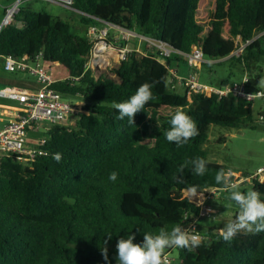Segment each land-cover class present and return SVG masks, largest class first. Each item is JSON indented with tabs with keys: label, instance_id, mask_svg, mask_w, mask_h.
Masks as SVG:
<instances>
[{
	"label": "trees",
	"instance_id": "1",
	"mask_svg": "<svg viewBox=\"0 0 264 264\" xmlns=\"http://www.w3.org/2000/svg\"><path fill=\"white\" fill-rule=\"evenodd\" d=\"M71 9L80 16L81 32L68 21L21 4L12 22L0 29L4 61L11 56L34 63L41 54L44 69L55 64L66 70L63 79L51 78V88L83 103L74 126L41 128L45 155L31 161L11 152L0 156V264H116L120 238L131 233L133 242L141 243L145 233L187 226L190 216L197 217L202 242L192 251L171 248L176 257L170 264H264V232H240L225 242L216 229L205 232L198 224L200 208L184 195L191 187L205 196L228 192L215 175L230 169L209 161L204 145L211 126L254 129V102L193 93L184 86L179 92L166 67L174 58L185 63L180 53L194 47L207 60L222 59L237 41L264 32V0H72ZM98 23L153 39L173 54L165 59L152 46L144 54L130 49L117 67L96 73L87 67L93 46L88 31H100ZM262 38L238 58L201 66L230 61L258 89ZM126 44L122 40L119 46ZM146 82L153 84L152 99L135 115V125L127 117L117 119L112 103L127 100ZM178 109L199 130L179 147L164 135ZM261 113L257 110L256 117L264 122ZM57 152L62 154L59 163L53 159ZM196 157L208 161L205 175L194 174L191 164L180 171ZM113 171L118 173L115 182L108 179ZM232 173V182H250L264 200V181L247 172Z\"/></svg>",
	"mask_w": 264,
	"mask_h": 264
},
{
	"label": "rangeland",
	"instance_id": "2",
	"mask_svg": "<svg viewBox=\"0 0 264 264\" xmlns=\"http://www.w3.org/2000/svg\"><path fill=\"white\" fill-rule=\"evenodd\" d=\"M12 0H0V6L9 3ZM12 4L6 9V14L9 9L14 8L15 12L11 16V20L7 24L12 22L13 16L17 13L16 3L23 6H30L34 11H44L54 17H59L64 21H68L70 24L75 26L77 32H81L84 26H82L80 21V16L76 13H73L69 9L55 4V2L45 1V0H13ZM5 13L2 15V10L0 14V19L6 16ZM99 29H104L107 26L103 23H98L97 26ZM118 32L114 27H111L107 31V36L102 39V42L105 43V40H108L109 45L95 46L96 54L99 59L98 63L91 68L96 73L101 71H107L109 69L115 68L118 66L117 61L119 60L120 50L128 47V49H133V44L131 43L132 38H130V43L126 42L125 39H115V34ZM88 35L92 41L98 36H94L88 32ZM125 41L127 44L126 47H120V41ZM147 49L148 46H147ZM169 62V68L178 69L183 71L188 68L185 63L174 62L172 59ZM177 65V66H176ZM260 68H264V59H262L258 64ZM49 68V69H48ZM48 73L53 75V77H64L66 75V70L60 65H50L46 67ZM99 70V71H98ZM59 73L60 75H57ZM187 74V73H186ZM240 72L235 69L232 62H225L223 64H218L215 66L207 67L201 66L196 70V78L201 84L211 83L212 86L216 85L220 81H234L238 78ZM109 76L113 77L109 74ZM58 77V78H60ZM177 91L180 90V86L177 85ZM66 101H69L75 109L74 114L69 116L65 121L67 126H74L77 120V114L81 112L83 103L74 98H64ZM260 105V101H255L253 103V114L255 116V122L253 123L254 129H229L219 126H211L208 133V142L205 143L204 147L208 150V159L211 162H217L225 165L234 173L247 172L253 175L256 171V168L259 166H264V122H260L256 117V112ZM43 129L34 130V132L28 133V138L30 139L29 145H33L38 140L44 138ZM221 138H225V141H222ZM36 140V141H34ZM34 141L32 144L31 142ZM239 185V190L242 192H247L251 190L250 182H243ZM188 193V194H187ZM184 195L190 199L191 202L198 204L199 206L205 207L206 205L210 207L211 212L208 216H200L197 220L199 225H202L205 232H214L217 227H223L226 223L233 220L234 217L239 215V207L234 201L229 199V192L220 190L219 192H208L207 195H193L189 191H185ZM193 196V197H191ZM219 219V220H218ZM246 232V231H245ZM250 233V232H246ZM253 233V232H251ZM171 248L165 249V256L170 260L176 257V251L170 250Z\"/></svg>",
	"mask_w": 264,
	"mask_h": 264
},
{
	"label": "built area",
	"instance_id": "3",
	"mask_svg": "<svg viewBox=\"0 0 264 264\" xmlns=\"http://www.w3.org/2000/svg\"><path fill=\"white\" fill-rule=\"evenodd\" d=\"M65 3H69V1H66ZM11 9H13V7ZM11 9L8 10L7 14L5 13L6 16L3 19L6 25L7 23L5 21ZM106 26V28L100 31H97L95 28H91L88 31L90 34L98 36L96 39H94V41H92V51L87 64V67L90 69L98 63L97 59H99L98 55L96 54L95 46H99L100 44L103 46L109 45L106 43V41L105 43L102 42V39L107 36L108 29L114 26L110 24H107ZM119 31L122 39L127 40L126 42H128L130 38L145 42L148 47L152 46L155 48L156 51H158L159 54L165 59L170 58L173 54L169 48L153 39L137 35L136 33L130 31L121 29ZM262 36H264V32L259 33L252 40L237 41L236 49L228 56L219 60H207L203 55V51L198 47H194L187 54L180 53V56L183 58L186 66L188 67V74L185 78L179 80V78L174 74V71H172L169 66H166L172 76V78L169 80L172 88H175L176 84L180 85L179 82H182V85L193 93L205 95L214 93L219 98L232 95L248 102H254L255 100H261L264 102V96L261 95H255L251 99L247 98L250 94L264 93V89H254L250 86L249 76L247 74L243 75L240 83L238 84H226L220 88H211L199 83L193 71L202 64H214L217 62L226 61L233 57H240L254 39L261 38ZM129 51L130 50L128 47L120 50L118 55V63L125 59V56ZM40 60L41 54L36 57L34 63H27L24 59H15L11 56L5 57L4 69L7 72L32 75L35 77L39 88L34 93L29 95L22 94L17 90L0 91V97L20 100L24 105V112L21 115L14 119H10L0 128V156L11 152L22 157L25 156L28 161H31L37 156L45 155L46 152L40 149V146L43 144L42 140L37 141L35 143V147L27 146V135L29 131L38 129L43 124H45L44 126L46 130L47 127H50L52 124L66 125L65 121L75 112L74 106L69 101H66L61 94L51 88L53 81L51 80L48 70L44 69L39 64ZM252 178H256L257 180L264 179V167L258 168L252 175ZM206 196L208 197L209 195ZM195 205L200 208L199 216H208L210 214L211 209L209 206L206 205L205 207H202L198 204ZM190 219H193L192 222L183 228L187 229L190 234L200 235L195 226V220L197 217L190 216ZM162 259L166 260L167 264L171 263L167 256H163Z\"/></svg>",
	"mask_w": 264,
	"mask_h": 264
},
{
	"label": "clouds",
	"instance_id": "4",
	"mask_svg": "<svg viewBox=\"0 0 264 264\" xmlns=\"http://www.w3.org/2000/svg\"><path fill=\"white\" fill-rule=\"evenodd\" d=\"M247 82V81H245ZM153 84L143 83L136 92L127 100L122 102H113L112 107L118 111L117 119L128 118L129 125H135V115L142 111L144 106L152 99ZM257 88H264V78H261L256 85ZM255 95L264 96V93L250 94L247 98L251 99ZM170 128L164 135L168 142L175 143L178 147L186 144L190 139L199 134L195 121L183 110L178 109L171 117ZM53 159L60 162L61 153H54ZM207 163L204 158L196 157L186 161L181 165L180 171L192 165V171L196 175L203 176L207 171ZM233 173L231 170L225 172L219 170L215 175V181L218 185H223L230 195L229 199L234 201L239 207V215L224 225L220 230V236L225 242L231 243L233 238L241 231L246 232H264V200H261V193L257 190H249L246 193L239 190V185L231 181ZM118 173L113 171L108 179L115 182ZM196 187H191L189 192L196 194ZM111 239V236H108ZM134 234H128L126 238H120L116 244V264H167L162 259L167 248H185L192 251L199 247L202 238L198 234H190L187 229L177 225L170 231L160 229L158 234H143L141 243H134ZM105 261H108L107 248L101 249Z\"/></svg>",
	"mask_w": 264,
	"mask_h": 264
},
{
	"label": "crops",
	"instance_id": "5",
	"mask_svg": "<svg viewBox=\"0 0 264 264\" xmlns=\"http://www.w3.org/2000/svg\"><path fill=\"white\" fill-rule=\"evenodd\" d=\"M14 1H10L9 3H7L5 5H1L0 6V14H1V10H2V15L3 13H5L7 7L9 6V4H12ZM3 17L0 19V26L3 23ZM118 33L115 34V39H122V36L120 34L119 30H116ZM130 43V41H128ZM131 43L133 44V50H135L138 53H142L144 54L147 45L145 42L139 41L138 39H132ZM127 46V45H126ZM262 47H264V38H262ZM264 59V58H262ZM172 61L174 62H180L177 61L175 58L172 59ZM183 63V62H182ZM117 64L118 61H117ZM177 66V65H176ZM237 70H239L240 74L238 76V78L234 81H220L219 83H217L216 85L212 86L211 84L207 85L204 84L208 87L211 88H220L223 85L226 84H238L241 81V78L243 77V75L245 74L242 69L240 67L235 68ZM174 74L179 78V80H182L183 78H185V76H187L186 73V68L183 71H179L176 68H173ZM57 75H60L59 73H57ZM51 78L53 81H57L60 79H63L64 77H53V75H51ZM261 78H264V68H261ZM260 78V79H261ZM181 87L180 90L182 91L183 89V85L182 82H179ZM258 84V83H257ZM39 88L38 83L36 82V79L29 75V74H25V73H11V72H7L4 69V58L0 57V91H6V90H17L20 91L22 94L25 95H29L34 93L37 89ZM255 88V87H254ZM258 89H264V88H258ZM255 101H260V105L258 107V110H260L261 112L264 111V102H262L261 100H255ZM254 101V102H255ZM24 112V105L23 102L20 100H15V99H7V98H2L0 97V128L10 119H14L17 116L21 115ZM262 115H264V113H261ZM259 119L264 120V116L260 117ZM45 124L41 125L40 128H42ZM38 128V129H40ZM37 130V129H35ZM29 132H34V130H30ZM29 141L30 139L27 137V146L28 147H32L33 145H29ZM36 141V140H34ZM32 141L31 144L34 142ZM264 166H259L256 168V170L258 168H262ZM256 172V171H255ZM259 181H264V179H261ZM219 220V219H218ZM224 227V226H223ZM223 227H217L216 230L218 231V233L220 234V230ZM243 233H246L245 231H241Z\"/></svg>",
	"mask_w": 264,
	"mask_h": 264
},
{
	"label": "water",
	"instance_id": "6",
	"mask_svg": "<svg viewBox=\"0 0 264 264\" xmlns=\"http://www.w3.org/2000/svg\"><path fill=\"white\" fill-rule=\"evenodd\" d=\"M47 1L55 2V4H59V5L63 6V7H66V8H68V9H71V2H72V0H69V3L61 2V1H59V0H47ZM15 5H16V7H17V6H18V3H16ZM71 10H72V9H71ZM5 25H6V24H5L4 21H3L2 25L0 26V29H1L3 26H5Z\"/></svg>",
	"mask_w": 264,
	"mask_h": 264
},
{
	"label": "bare ground",
	"instance_id": "7",
	"mask_svg": "<svg viewBox=\"0 0 264 264\" xmlns=\"http://www.w3.org/2000/svg\"><path fill=\"white\" fill-rule=\"evenodd\" d=\"M61 1L62 2H66V1H69V0H61ZM14 12H15L14 8L9 11V15H8V17H7L6 21H5L6 23H8V21L11 20V16L14 14ZM191 197H193V196H191Z\"/></svg>",
	"mask_w": 264,
	"mask_h": 264
}]
</instances>
